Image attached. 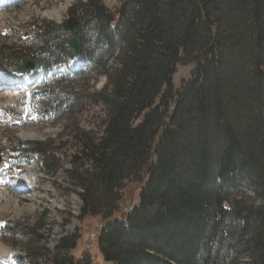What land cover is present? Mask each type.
Segmentation results:
<instances>
[{
    "label": "trees",
    "instance_id": "obj_1",
    "mask_svg": "<svg viewBox=\"0 0 264 264\" xmlns=\"http://www.w3.org/2000/svg\"><path fill=\"white\" fill-rule=\"evenodd\" d=\"M119 1L70 11L89 66L52 77L47 94L56 111L103 112L92 129L70 126L67 143L103 263L264 264V0ZM60 33L37 28L50 71L71 59ZM248 185L257 206L237 197ZM81 238L27 256L97 264L75 256Z\"/></svg>",
    "mask_w": 264,
    "mask_h": 264
},
{
    "label": "rangeland",
    "instance_id": "obj_2",
    "mask_svg": "<svg viewBox=\"0 0 264 264\" xmlns=\"http://www.w3.org/2000/svg\"><path fill=\"white\" fill-rule=\"evenodd\" d=\"M81 2L85 0H0V74L5 75L0 78L4 87L0 93V255L6 252L0 264H45L28 258V252L53 249L56 241L76 233L82 238L75 256L88 252L97 264H104L96 242L99 221L80 215L83 204L70 180L73 152L67 144L70 126L92 129L102 109L80 104L73 110L56 111L47 95L52 89L49 78L61 79L80 69L82 60L58 66L51 75L38 73L35 79L40 74L42 78L36 83L24 84L20 74L23 60L50 62L38 54L46 43L38 42L37 28L76 17L70 11ZM103 2L113 12L121 4L119 0ZM56 38L69 42L71 37L62 32ZM194 69H181L177 82L192 76ZM11 77L20 79L15 84L20 86L5 85ZM103 81L99 79L93 87L100 89ZM244 192L243 197L237 196L239 201L259 205L249 185Z\"/></svg>",
    "mask_w": 264,
    "mask_h": 264
},
{
    "label": "water",
    "instance_id": "obj_3",
    "mask_svg": "<svg viewBox=\"0 0 264 264\" xmlns=\"http://www.w3.org/2000/svg\"><path fill=\"white\" fill-rule=\"evenodd\" d=\"M60 28L69 32L72 36V40L69 43V48L73 59H79L83 53L82 43L80 41L79 35L82 31L83 25L77 17L68 18L64 23H59ZM48 65L47 62H34L29 59L24 60L23 66L20 69L21 74L31 75L41 68ZM2 163L1 151H0V166Z\"/></svg>",
    "mask_w": 264,
    "mask_h": 264
},
{
    "label": "bare ground",
    "instance_id": "obj_4",
    "mask_svg": "<svg viewBox=\"0 0 264 264\" xmlns=\"http://www.w3.org/2000/svg\"><path fill=\"white\" fill-rule=\"evenodd\" d=\"M7 0H3V2H6ZM38 74H34V75H31V76H27V77H24V80H23V83H27L29 81H35L36 77H37ZM23 77V76H22ZM20 82V79H17V78H7V81H5V84H12L13 86H15V84H18ZM7 87V86H6ZM6 254V252H3L1 255H0V259L3 261L4 260V255Z\"/></svg>",
    "mask_w": 264,
    "mask_h": 264
}]
</instances>
